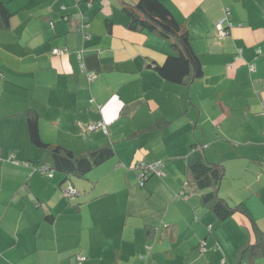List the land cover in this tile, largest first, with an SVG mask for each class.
<instances>
[{"label": "crops", "instance_id": "1", "mask_svg": "<svg viewBox=\"0 0 264 264\" xmlns=\"http://www.w3.org/2000/svg\"><path fill=\"white\" fill-rule=\"evenodd\" d=\"M0 1V264H264V0H160L202 65L182 83L149 65L173 49L121 8L137 0ZM30 112L43 141L111 153L54 168ZM200 159L239 205L219 221L187 181Z\"/></svg>", "mask_w": 264, "mask_h": 264}, {"label": "trees", "instance_id": "2", "mask_svg": "<svg viewBox=\"0 0 264 264\" xmlns=\"http://www.w3.org/2000/svg\"><path fill=\"white\" fill-rule=\"evenodd\" d=\"M121 8L130 17L132 23L170 39L173 52L169 53L162 63L153 60L149 62V65L164 78L175 83H182L202 74L200 59L191 45L185 27L176 20L164 3L160 0H137L135 4L123 2ZM8 15V11L0 1V16L3 22H7ZM27 126L33 144L47 148L52 166L59 170L80 174L111 153L108 146H103L87 154L74 155L68 149L43 141L38 133L36 116L31 112L27 115ZM187 172L189 174L188 183L202 189L210 188L202 193L201 197L209 205L217 221L239 206L229 205L217 193L216 185L223 174L221 164L200 159L191 163ZM181 192L185 193V190Z\"/></svg>", "mask_w": 264, "mask_h": 264}, {"label": "built area", "instance_id": "3", "mask_svg": "<svg viewBox=\"0 0 264 264\" xmlns=\"http://www.w3.org/2000/svg\"><path fill=\"white\" fill-rule=\"evenodd\" d=\"M216 27H217V30H218V36L219 37H223L226 35L227 31L226 29L223 27L222 23H221V20L220 21H217L216 22ZM64 49L63 48H59V47H53L51 49V51L53 53H59V52H62ZM79 56H81V54L79 53L78 54ZM250 69H254V65L251 64L250 65ZM97 126H101L103 128H105L104 126V123L102 121H97L96 123H91L89 124V128L90 129H93ZM138 167H140L142 169L141 172H139L138 174V177H139V183L142 184L143 183V176L145 175V172L147 171H155L157 173H161V168H160V162L159 161H156V162H153V163H140V165H137ZM40 170L41 171H44V172H47L48 175H51L52 172L48 169V167L45 165H42L40 167ZM63 192L64 194H71L73 192V188L71 186H68L66 188L63 189ZM84 256L83 255H76V258L78 260L82 259Z\"/></svg>", "mask_w": 264, "mask_h": 264}, {"label": "rangeland", "instance_id": "4", "mask_svg": "<svg viewBox=\"0 0 264 264\" xmlns=\"http://www.w3.org/2000/svg\"><path fill=\"white\" fill-rule=\"evenodd\" d=\"M154 175H158V174H154ZM159 176V175H158Z\"/></svg>", "mask_w": 264, "mask_h": 264}]
</instances>
